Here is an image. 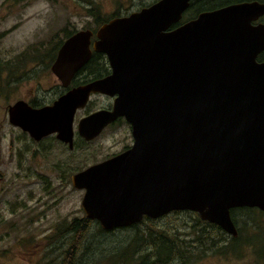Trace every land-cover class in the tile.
I'll list each match as a JSON object with an SVG mask.
<instances>
[{"label":"water","instance_id":"obj_1","mask_svg":"<svg viewBox=\"0 0 264 264\" xmlns=\"http://www.w3.org/2000/svg\"><path fill=\"white\" fill-rule=\"evenodd\" d=\"M190 0H158L94 31L78 30L51 69L62 86L104 53L111 73L75 87L52 104L18 100L9 121L35 140L56 134L74 145L76 111L91 94L114 97L112 109L82 118L78 133L97 137L118 117L132 127L130 148L72 175L82 208L103 230L145 216L189 210L227 234L231 211H264V14L258 2L229 5L178 24Z\"/></svg>","mask_w":264,"mask_h":264},{"label":"rangeland","instance_id":"obj_2","mask_svg":"<svg viewBox=\"0 0 264 264\" xmlns=\"http://www.w3.org/2000/svg\"><path fill=\"white\" fill-rule=\"evenodd\" d=\"M156 1L0 0V264H63L72 253L77 264H123L115 258L136 231L103 233L99 222L92 220L85 238L78 241L76 234L59 236V229L86 216L82 208L85 190L73 186L72 175L130 144L129 125L119 124L70 149L56 138L32 139L10 123L8 107L19 99L50 103L60 94L63 86L51 66L57 45L67 39L66 31L98 29L97 14L107 17L120 12L124 16ZM110 103L107 96H92L77 113L75 130L86 112ZM234 210L240 228L234 244L230 234L214 235L199 214L189 210L167 214L149 226L166 229L181 244L195 243L203 234L206 241L214 238L218 247L225 245L223 252L209 250L205 256L195 249L187 261L179 258L170 264H264V212ZM147 226L144 223L142 230ZM75 241L78 250L70 251Z\"/></svg>","mask_w":264,"mask_h":264},{"label":"trees","instance_id":"obj_3","mask_svg":"<svg viewBox=\"0 0 264 264\" xmlns=\"http://www.w3.org/2000/svg\"><path fill=\"white\" fill-rule=\"evenodd\" d=\"M148 4H143V6H147ZM142 6V7H143ZM126 14V13H125ZM120 12L111 15V16H99L97 14L95 17L96 22L100 25L108 22L110 19L122 16ZM97 29V28H94ZM77 31V29H72L70 31H66V38L71 36ZM64 42V41H63ZM62 41L59 42V44L56 47V53L59 49V47L63 43ZM61 43V44H60ZM56 53L53 55V58L55 59ZM102 57V58H100ZM106 55L104 53H94V56L88 62L85 68H88V65L95 64V65H100L106 61L105 58ZM52 58V60H53ZM54 61V60H53ZM104 67L102 69H88V72H93L96 74H99L100 72H103ZM78 76V75H77ZM236 209V208H235ZM239 209H254V208H248V207H240ZM180 211H173L170 213H179ZM187 211V210H184ZM232 217L235 223L237 222L236 217H235V210L232 209ZM168 213V214H170ZM167 215V214H166ZM165 216V215H164ZM161 216V217H164ZM159 218H150V217H145L142 222L135 223L134 225L128 226V227H122V228H117L114 230H103L102 228L100 229L103 233H113L117 230L121 229H130L136 231L134 237L129 240V244L126 246V248L123 249V252L115 258V262L118 263H123V264H170L175 260H178L179 258H185L186 261L189 258L190 255H194V250L198 249L199 254L205 256L209 250H214L216 252L220 251L222 247L225 245H222V247H218L216 243L214 242V238L211 241H206V239L203 237V234H200L196 237L195 243H183L181 244L180 241L176 239L175 235H170V233L163 228L159 227H151L149 226V223H154V221L159 220ZM98 222V221H97ZM205 225H208L209 227L212 228V232L214 235H219V233H224L225 231L218 226L217 224L210 223L208 221H202ZM201 222V223H202ZM92 223V220L87 218L86 216L83 219L80 218H75L66 228L64 229H59V236H68V235H75L78 236L77 240L80 241L81 239L85 238V233L88 231L89 225ZM144 223H148V226L142 230V225ZM202 231V230H201ZM224 231V232H223ZM221 236V235H220ZM128 237H126L127 239ZM208 237L207 239H209ZM232 237L233 244L236 243ZM221 242V241H219ZM77 241H75L72 246L69 248L70 251L74 250L75 248L78 250V246L76 245ZM119 248V247H117ZM153 249L152 252L149 251V249ZM145 249V250H143ZM148 250V251H147ZM76 251V250H75ZM74 251V252H75ZM140 251H143L144 253L139 254L137 257H135V254L139 253ZM74 254V256H73ZM75 258V253H72L71 255H68L63 261V264H77V262L74 261ZM79 264H88L86 261H80Z\"/></svg>","mask_w":264,"mask_h":264},{"label":"flooded vegetation","instance_id":"obj_4","mask_svg":"<svg viewBox=\"0 0 264 264\" xmlns=\"http://www.w3.org/2000/svg\"><path fill=\"white\" fill-rule=\"evenodd\" d=\"M158 1V0H157ZM250 2H258V3H262V4H264V0H190V3H189V6L186 8V10L184 11V13H183V18H182V20L178 23V24H176L175 26H178L179 24H182V23H186V22H188V21H190V20H193V19H195V18H197L201 13H203V12H206V11H213V10H217V9H219V8H222V7H225V6H229V5H235V4H241V3H250ZM254 25H259V24H264V14L263 15H261L257 20H255V21H253L252 22ZM101 26V25H100ZM88 29H91V30H93L94 31V36H93V38H92V41L94 42V40H96V32H97V30L98 29H94V28H88ZM78 31V30H77ZM76 31V32H77ZM61 47V46H60ZM59 47V48H60ZM58 51H59V49H58ZM58 51H57V53H56V56H55V59H56V57H57V54H58ZM94 53H101V52H93V54H92V57L94 56ZM92 57H91V59H92ZM100 58H102V57H100ZM103 58H105L106 59V61L107 62H105L104 61V63L102 64V66H101V64L100 65H95V64H91V65H88L87 67L88 68H85L86 67V65L88 64V62H90V60L85 64V66H83L76 74H75V76L73 77V79L71 80V82H70V84L67 86V87H62V91L60 92V94L56 97V99L57 98H59L61 95H63V94H65L66 92H68V91H70L71 89H73V88H75V87H78V86H81V85H84V84H87V83H89V82H91V81H93V80H96V79H99V78H103V77H105V76H107V75H109L110 73H111V67H110V65H109V62H108V59H107V57H103ZM55 59H54V61H55ZM255 60H256V62L257 63H259V64H261V63H264V48H262L261 50H259L258 52H257V54H256V57H255ZM53 61V62H54ZM102 67H104V69H103V72H100L99 74H96V73H93V72H88V69H102ZM78 75V76H77ZM56 76V75H55ZM57 77V76H56ZM62 85V84H61ZM94 95H104V94H101V93H95V94H91L90 95V97H89V100H88V102H87V104L83 107V108H79L77 111H76V114H75V120H74V132H75V134H74V145H73V147L71 148L70 146H69V144L68 143H65V142H63V141H61L58 137H57V135L56 134H52V135H49V136H45V137H43V138H41V140L42 139H48V138H56V139H58L59 141H61L62 143H64V144H67L68 145V147L70 148V149H74L75 147H77V145H78V143L79 142H82V143H88V142H90V141H93L94 139H97L98 137H100L101 135H103L105 132H106V130L107 129H112V128H115V127H117L119 124H122V123H127L128 125H129V129H130V132H131V143L130 144H126V145H124V148L121 150V151H119V152H116V153H114V154H112V155H110V156H108V157H106L105 159H103V160H101V161H99V162H102V161H104V160H107V159H109V158H111V157H113V156H116V155H118V154H120L121 152H123V151H125V150H127L128 148H130L131 146H132V144H133V142H134V139H133V135H132V127H131V125L129 124V122H127V120L125 119V117H118L115 121H113V122H111L110 124H108L105 128H104V130L97 136V137H95L94 139H92V140H87L85 137H83V136H81L79 133H78V124H79V122H80V120L82 119V118H84L85 116H88V115H90L91 113H93V112H95V111H98V110H100V109H112V106H113V101H114V97H110V96H107V95H104V96H107L108 97V99L110 98V100H111V103L109 104V105H105V106H103V107H101V108H99V109H97V110H91V111H88V112H86L85 113V115H83L82 117H80L79 118V120H78V122H77V131L75 130V121H76V116H77V113L80 111V110H82V109H84V108H86L87 106H88V104L91 102V98H92V96H94ZM55 99V100H56ZM19 100H24V99H19ZM55 100H53L52 102H50V103H44V102H38V103H35V104H31L30 102V104L32 105V106H34V107H43V106H45V105H50V104H52ZM18 101V100H17ZM16 101V102H17ZM28 102V101H27ZM15 103V102H14ZM13 103V104H14ZM10 105H12V104H10ZM9 105V106H10ZM9 108V107H8ZM11 123V122H10ZM13 125V124H12ZM15 126V125H14ZM17 127V126H16ZM20 128V127H19ZM21 129V128H20ZM22 130V129H21ZM23 131V130H22ZM25 132V131H24ZM26 133H28V132H26ZM29 134V133H28ZM30 135V134H29ZM32 139H34L35 140V138H33L32 136H30ZM41 140H36V141H41ZM99 162H96V163H99ZM96 163H93V164H96ZM93 164H91V165H93ZM91 165H89V166H91ZM89 166H87V167H89ZM86 167V168H87ZM86 168H83V169H81V170H78V171H76L75 173H77V172H79V171H82V170H84V169H86ZM74 173V174H75ZM72 178V177H71ZM76 188V187H75ZM80 190H84V189H80ZM262 212H264V211H262ZM145 217H147V216H145ZM144 217V218H145ZM84 217H82V218H80V219H83ZM143 218V219H144ZM156 219V218H155ZM142 222V221H141ZM237 225V224H236ZM237 228H238V226H237ZM238 232H239V234H238V236H240V228H238ZM237 236V237H238ZM233 237V236H232ZM237 237H233V238H237Z\"/></svg>","mask_w":264,"mask_h":264}]
</instances>
